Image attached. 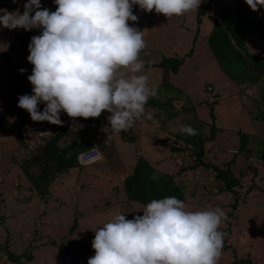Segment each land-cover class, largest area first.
<instances>
[{
  "label": "clouds",
  "instance_id": "1",
  "mask_svg": "<svg viewBox=\"0 0 264 264\" xmlns=\"http://www.w3.org/2000/svg\"><path fill=\"white\" fill-rule=\"evenodd\" d=\"M54 2V12L43 8L41 0H28L22 14L0 9L4 28L41 30L28 46L32 94L21 95L18 107L34 122L53 125L62 124V112L85 120L108 112L110 127L102 131L113 135L128 130L138 119L152 120L146 104L157 93L149 86L148 76L141 74L145 62L140 53L146 43L144 31L129 25L138 21L133 5L170 19L199 9L202 0ZM245 2L253 12L264 8V0ZM40 104L45 105L43 111L38 109ZM179 131L198 134L191 125H181ZM84 156L89 157V164L104 160L96 145ZM142 212L132 220L117 214L96 230L95 255L87 264H218L225 235L219 229L227 219L221 208L187 211L183 201L170 196L153 199Z\"/></svg>",
  "mask_w": 264,
  "mask_h": 264
},
{
  "label": "rangeland",
  "instance_id": "2",
  "mask_svg": "<svg viewBox=\"0 0 264 264\" xmlns=\"http://www.w3.org/2000/svg\"><path fill=\"white\" fill-rule=\"evenodd\" d=\"M22 1L24 0H21V2ZM224 1L223 4L226 5L234 2V0ZM204 3H206V1L202 0L200 7ZM138 8L139 5L137 9ZM199 9L186 14L184 29H182L180 27L182 16H173L169 19L163 14L155 13V10L149 13L147 11H141L139 8L140 15L143 14V17H145L143 19V31L146 43V47L140 53V59L145 62V69L141 74L148 76L149 86L155 88L157 93L154 97H151V100L149 99L146 104L147 106L150 104L149 108H152V110L158 111L161 109L169 114L171 111H174L176 107L179 108V106H177L178 103H181L185 107L193 105L191 101L195 102L196 100L197 103L202 101V99H205V96L201 97L202 92L211 99V94L213 93L208 89L209 86H207L208 84H205V82L210 79L213 80V78L221 79L218 75L221 73L219 68V72L214 75L217 71L216 67H218V63L211 53L207 38L204 36L202 37V35H198L197 37L196 53L198 64L194 68L192 66L186 68L187 76H182L184 80H182L180 76H176L173 80L170 78V80H164L167 72L157 66V63L163 58L168 56H186V53L194 47L192 38L196 35L195 32L198 27L196 25V15ZM133 14L136 15L135 13ZM137 14L139 15L138 11ZM207 15V24L204 30L213 24L210 19V15H213V13L209 11ZM192 21H195V24H193ZM150 23H152L151 27ZM129 25L137 28L136 22L129 21ZM193 25H195L196 29L191 28ZM1 28H3L2 25H0V32H2ZM210 29L212 30V28ZM210 29L207 31H210ZM186 31L192 32L191 39L186 36ZM200 31L203 33L202 29H200ZM27 32H31L33 36H38L37 29H33L32 31H26L24 29L8 31V33H10L9 38L12 42L8 49L10 50L12 45L17 42L20 45L16 48V52H19L25 59L30 54L28 46L31 42L29 40L27 41V39H29L27 38L29 36ZM24 39H26L25 46L22 45ZM185 45L189 46L186 47ZM7 69L8 67L4 65L1 70V75L3 74V70L5 71ZM223 85L225 86L227 84H223L222 81H220V83L218 82V85L216 84L215 86L216 91L223 92ZM174 87H177V89L181 87V90H177ZM0 91L1 96H3L2 93L4 90L0 88ZM228 91H230L229 88H227L223 92V95H221L222 97L220 96L219 98H221V100L224 98L230 100L229 98L238 95V93H235L233 96L229 95L226 98L225 93ZM7 93L4 95L7 96ZM9 94L10 102L5 100L6 103L8 102L7 109L4 112L5 114H2V109H0V119L4 118V115H7L10 116L9 121L18 122L26 112L18 107V98L21 95L28 94V92L25 88L20 89L19 85L15 83L14 88L11 89ZM239 95L241 96L240 100L237 98L234 101L231 100L229 105H224V107L221 108L219 119L221 122L223 121L222 126L233 125L232 123L238 126L235 123H239V121H243V119L246 120L247 118L249 120L248 115H246L242 107L248 109L249 114H251V120L260 118V112H258V110L261 109L263 111L264 104L258 103L260 99L258 87H250L248 84H245L241 86ZM170 100H173L174 105H176L175 107L169 102ZM203 104H205V102ZM207 106L210 108V104ZM241 113H244L245 116L241 115ZM109 114L110 113H108V115ZM198 117H200V112ZM205 117L208 119L207 114H205ZM28 119L30 120V118H27V120ZM193 119L194 121L197 120V118ZM149 121L150 120L147 122L151 123ZM194 121H188V123L184 121L181 125L192 124L191 126L193 128L200 130L202 123ZM136 123L135 121L133 128L137 126ZM255 124L262 127L256 130L255 134H250L253 139L252 144H250V149H252L250 150L252 152L251 157H255V153L257 154V152L261 157L264 152V125L259 122ZM240 131L249 134V131L245 128ZM234 132H231V134H229L230 136L228 135L230 138L229 140L233 138L232 135ZM161 134L164 133H160V135ZM167 134H169V132ZM222 134L226 133L224 132ZM72 135V137L75 136L74 131H72ZM108 137L105 136V133L99 135L100 140L104 138L108 139ZM25 139L28 141L33 140L30 134H27ZM17 140L18 138L15 134L8 135L0 133V247L4 246V243L8 241L10 250L18 255L23 253L25 249L32 250L35 260L25 264H73L70 260L73 253L74 255H80L93 250L92 241L95 238V231L111 221L115 215L125 214L126 218L129 220L134 219L136 215H143V206L128 202L123 192H121L118 187L115 186L113 189L108 185V188L106 180L100 179L97 181L101 189L99 193L92 191V194L86 196L87 192L81 193L79 190V185L82 182L78 179V182L75 181L72 184H68L67 180H64V183L61 181L60 184L57 183L54 185V188L56 186V190L60 189L58 190L59 193L63 192L65 194L60 201L56 199L53 204L51 203L53 197H48L47 199L48 202L50 201L48 207L51 209L56 208L54 218L56 222H58V225L51 224L49 219L43 220V217L36 218L39 217L43 211L42 206L45 204H43V202H45L44 199L36 194V192L30 191L32 185L20 169L12 170L9 168L12 157L19 153L18 150H20V145L17 143ZM98 146L101 151L104 153L106 152L105 146L101 144ZM235 147L230 145L226 146V148H219L217 151H219L220 154L217 156H213L209 152L207 156L210 157L207 159L211 163L214 162L221 167H226V162L233 157L232 153H234ZM135 149L136 146L133 143L115 140V145L111 147V150L114 151V156L112 155L113 157H110V160L104 163L102 168L103 171L105 170L104 173L108 172L109 175L116 173V171L122 167V162L130 157L132 151L134 152ZM146 156L155 160L161 157L157 149L146 151ZM237 158L241 159L239 162L235 163L237 167L233 168L235 171L234 174L236 177L239 176L240 179V184L235 188V190L241 194L240 203L246 204L247 192L252 188L250 192L256 193L257 198L261 200L263 208L260 211H255L253 208L256 207L254 203L257 198L251 199V202L248 203L250 205L247 207L241 205L242 210L238 214L239 218L236 217L235 223L234 221H229L230 217L235 215L232 213L234 210L231 207L234 196L233 194L229 197H227L228 195L224 196L221 199L224 201H220L218 198L214 199L218 195L220 181L217 179L215 180V177L213 178L215 172L211 169V171L208 169L204 171L203 166L198 167L196 169L200 170L199 172L202 173L201 175L194 173L185 174L180 179H177V184L185 193L184 203L187 211L208 210L219 207L225 212L227 219L223 221L219 230L225 234L224 241L229 245L230 251L221 255L218 264H232L234 256L239 260L249 261L246 264H264V160L259 162L260 168H257L251 166V162L245 154H238ZM96 165L97 164L93 166ZM254 169L257 170L256 173ZM81 172L84 173V170H81ZM210 172L211 174L205 175V173ZM66 175L70 178L68 180L69 182L80 177L77 172H73L72 170ZM80 179H82V177ZM241 182L247 183V187L245 186L242 188ZM254 185L256 187H254ZM67 188H72L73 192L77 191V194L75 195L73 192L67 190ZM8 193H10V196L5 200L3 196ZM69 193H73V195L69 196ZM55 198L60 197L55 195L54 199ZM227 198H229V200H227ZM229 201L231 202L228 203ZM6 204L9 205L7 209L4 208ZM244 210H246V213L250 210L251 214L246 215L243 212ZM82 215L87 217L83 218ZM73 217L80 218L78 222L79 228H77L75 232L71 231L73 227ZM36 247L39 250H37ZM59 257H62V259L59 260ZM0 264L13 263L7 262L6 256L0 251Z\"/></svg>",
  "mask_w": 264,
  "mask_h": 264
},
{
  "label": "trees",
  "instance_id": "3",
  "mask_svg": "<svg viewBox=\"0 0 264 264\" xmlns=\"http://www.w3.org/2000/svg\"><path fill=\"white\" fill-rule=\"evenodd\" d=\"M211 1H215L216 7H218L220 10V14L213 23L212 31L207 37V41L209 48L211 49L219 65V68L239 87L245 84H248L250 87L257 86L260 97L258 103L264 104V59L250 53L245 41L247 33L251 31L256 32L257 36L264 40V25L257 24L248 9L239 10L236 12H226L222 10L218 4L219 0ZM41 5L43 8H50L49 10L52 12H54L57 7L54 0H41ZM3 7L6 6L0 4V9ZM137 7L138 5H133V13H135L138 17L136 26L139 30H141V22L137 14ZM209 7L210 3L206 2L197 11L196 21L198 27L195 32L196 35L193 41L194 45L198 35L200 34V25L202 24L203 17L206 15ZM261 9L264 10V8ZM38 30L41 33V30ZM27 33L29 35L27 37L29 38L27 41H31L33 34L31 32ZM25 40L26 39L22 41V45L24 46L26 42ZM19 45L20 44L16 42V44L12 45L8 52L0 53V59L3 66H7L9 71H11L15 76L14 79H16V83L19 85V88H25L28 92V95H31L32 85L28 81L29 75L25 77L23 74H21L19 70L22 68L13 63L9 58L10 52L16 50ZM193 52L194 47L190 49L186 56H192ZM186 56L165 57L162 59V62L157 64V66L170 70L173 73H177L184 63ZM31 66L33 68V65ZM209 104L211 118L215 119L214 105L216 106L219 104V100L215 99ZM44 107V104H40L38 109L43 111ZM258 112H260V118L253 120L264 125V110L262 111L259 109ZM177 114L178 113L176 112H171L168 119L170 120L171 118L177 117ZM28 116L30 117L29 113L26 111L18 122H14L9 121L10 116L4 115V118L0 120V133L8 135L15 134L17 136V143L20 145V150H18L19 153L12 157L9 168L12 170L20 169V171L24 173L27 180L32 185L30 191L36 192L46 202L47 195L50 192V186L55 182L59 175L69 173V171L73 169H78L80 171L85 169V167L82 166L78 160L79 154L92 147L94 144L89 140H85L84 130H80L79 127L74 126L72 128H64L55 137L47 139L44 144L32 149L25 142V136L28 134L26 127V120ZM87 120L92 121L91 118ZM72 129L75 130L76 134L74 138L70 139L71 142H61L62 138L70 134ZM217 132L218 129L212 126L209 136L197 130L198 134L195 136L180 134L178 138L173 139L174 141L171 145V148L173 149L172 151L174 153V157L181 151L185 143L193 145L197 148L196 164L181 167L177 174H181L187 170L192 171L202 166L205 169H211L213 172H215V180L217 179L220 181L218 193L233 194L234 201L231 207L233 210H236L241 201V194L235 190V188L240 184V179L235 176L231 168L235 158L227 162L225 168H221L205 160V155L207 152L205 151L206 144L214 140ZM238 136L239 149L233 153L235 154L234 157H237L238 154L243 153L250 160L252 155V152L250 151L252 150L250 149V144H252L253 139L251 138L250 134H245L242 131L238 132ZM255 155V159L260 161L264 160V152L261 157L259 156L258 152L257 154L255 153ZM251 166L253 165L251 164ZM254 172L256 173L257 170L254 169ZM154 176L156 179H153ZM124 188L126 200L134 204H140L144 208L153 199H162L170 196H175L181 201L185 202V193L183 189L176 183L174 174L162 173L161 171L152 167V165L142 157L138 158L133 172L125 178ZM251 189L252 188L249 190L247 189L248 194ZM77 226L78 217H75L71 231H74ZM9 247L8 241L4 243V246L0 247V251L6 256L7 262L13 264H25L35 260L32 250L25 249L23 253L18 255L11 251ZM229 251V245L223 241L222 254ZM94 255L95 252L93 249L76 257V262L78 264H87L88 259ZM248 262L249 261L247 260H239L236 256H234V261L232 264H246Z\"/></svg>",
  "mask_w": 264,
  "mask_h": 264
},
{
  "label": "crops",
  "instance_id": "4",
  "mask_svg": "<svg viewBox=\"0 0 264 264\" xmlns=\"http://www.w3.org/2000/svg\"><path fill=\"white\" fill-rule=\"evenodd\" d=\"M204 1H206L207 3H210V7H209L207 13L209 11L213 13V15H210V19L212 20V23H214V21L219 17L220 10L218 7H216L215 1H211V0H204ZM27 2H28V0H24L22 2H21V0H17L16 3H14L13 0H0V4L6 6V7H3L1 9H7L9 12H16L17 10H19L20 13H23V11H24L23 5ZM224 2H225L224 0H221V1L219 0V2H218V4L220 5L222 10H224L226 12H236L235 10L239 11V10H247L248 9L249 12L252 14L253 18L255 19V21L257 22V24L264 25V10H262L261 8H260L259 12H253L251 10V8L246 4L245 0H234V2H231L227 5L223 4ZM229 9H235V10H229ZM137 11L139 13L138 16H139V20L141 22V31H143L144 30L143 19L145 17H143V14L140 15L139 8L137 9ZM207 13L203 17L202 24L200 25V29H202L203 33L200 31V34H199V35H202V37L204 36L206 38L210 35V33L212 31L210 28H212V26H213V24H212V26H209V27H207V29L204 30V28L207 24V21H206L207 20L206 16H208ZM186 14L182 16L181 21L182 20L183 21L182 22L180 21V27L182 29H184ZM0 15H2V13H0ZM147 18H149V17H147ZM192 23L195 24V21H192ZM196 25H197V21H196ZM151 26H152V23H150V27ZM191 28L196 29L195 25H193V27H191ZM209 29H210V31H207ZM1 31L2 32H0V46H1L0 53L8 52L9 51L8 48L11 46V43H12L11 39L9 38V36H10V33H8L9 29H6L3 27V28H1ZM37 31H38V35H40L41 33L39 32L38 29H37ZM185 34L188 38L191 39V36H192L191 31H186ZM194 39H195V36H194V38H192V41H194ZM245 41H246L248 51L250 53L257 55L259 57H262L264 59V40L260 39L257 36L256 32H254V31L248 32L246 37H245ZM197 42H198V40H196V42H195V45H194L195 50H194L192 56L185 58L184 63L182 64V66L180 67V69L177 73H173L170 70L161 68L162 70H165L167 72L166 76L164 77V80H170V79L173 80V78H175L176 76H180V78L182 80H184L182 76H184V77L187 76L186 68L191 67V66L194 68L197 66V64H198L197 53H196ZM185 46L187 47L189 45H185ZM16 51L17 50H13L10 52L12 54V55L10 54V56H9L10 59L12 60L13 63L17 64L18 66H20L21 68L26 70L23 73V75L25 77L28 75H31L33 68L29 64L27 57L25 59L24 56H22L19 52H16ZM189 51L187 53H189ZM187 53H186V55H187ZM211 53H212V51H211ZM212 55H213V53H212ZM11 56H12V58H11ZM179 57H185V56H179ZM160 62H162V60L159 61L158 63H160ZM2 67H3V64H2V61L0 59V88H2L4 90L2 93L3 96H1V94H0V109H2L1 110L2 114H5L4 112L7 109V103H8V102L6 103L5 100L10 102L9 92L11 91V89L14 88V85L16 83V79H14L15 76L8 69L5 71L3 70V74L1 75ZM218 68H219V65H218V67H216L217 71L214 73V75L219 72L218 70L220 68L219 69ZM220 72L221 73L218 75L221 79H219V78L214 79L213 78V80L210 79V80H207L205 82V84H208L207 86H211L213 88V90H212L213 94H211L212 95L211 99L208 95L206 96L202 92L201 97L205 96V99L201 98L202 101H200L198 103L196 102V100H195V102L191 101L193 105L185 106V107L181 103H178L177 106H179V108L176 107L177 109L175 108L174 111H171V112L178 113L177 117L171 118L170 120L168 119V117L170 116L171 112L168 114V112L165 113L161 109H159L158 111L152 110V108H149V105H150L149 104L148 106L146 105V114L150 113L152 115V117L154 118V119L149 121L151 123H148L147 119L141 118V119L136 120L137 126H135L134 128L132 126L128 130L122 131L118 135H113L111 133H109V134L105 133L106 137L109 136L108 139L107 138L101 139L97 144V146L99 144H101L102 146H105L106 152L104 153L103 151H101L104 154V160L102 162L98 163L96 166L92 165L91 167H85V169H83L84 173H82L78 169H73L72 171L77 172L80 177L74 179L72 182L68 181L70 178L66 174H69V173L59 175V177L55 180V182L50 186V192L47 195L46 202H43V204L44 203L45 204L42 206L43 211H42L41 215L39 217H36V218H42L43 217V220L49 219V222H51V224H57L58 225V222H56V220L54 218L55 217L54 213L56 212V208L51 209L50 207H48V204L50 201L48 202L47 199H48V197H53V201L51 203L54 204L56 199L58 201H60V199L63 198V195H65V194L63 192L59 193L58 190H60V189L56 190V186L54 188V185L57 183L60 184L61 181H63V183H64V180H67L68 184H72L75 181L78 182V179H79L82 182L79 185V190L81 191V193L87 192L86 196H88V195L93 193L92 191L99 193V190H101V189L99 188L97 181L100 179H102V180L104 179L107 182V186L109 185V186H111V188H113L115 186L118 187L120 189V191L123 192L124 196L126 197L125 188H124V180L129 174H131L133 172L135 165H136V162H137L139 157L146 159L152 165V167L161 171L162 173L174 174L176 183H177V179H180L182 176H184L185 174H188V173H194V174H200L201 175L202 173L199 172L200 171L199 169H194L192 171L187 170L185 172H182L181 174H177V172L180 170V168L176 165V163L174 161V158H173L174 153L172 151L173 149L171 148V145L174 141L173 139L178 138V136L181 134L179 131V128H180L182 122H184V121L186 123H188V121L189 122L194 121L193 118H195V119L197 118V120H195V121L202 123L199 132H202L207 136L210 135L212 126H214L218 129V132L216 133L214 140L211 142H208L206 144V147H205V151H207L206 155H205L206 161L209 162V160L207 159L208 157H210V156H207L209 152L213 156H217L218 154H220V152L217 151L219 148H226V146L232 145V147L236 146L234 148V152H235V150H238L239 149L238 132H240V130H243V128H245L247 131H249V134L253 135V134H255V131L258 130L259 128L261 129L262 126L259 127L257 124H255L256 121H253V119L252 120L250 119L251 114H249L248 109H245L244 107H242V108L245 110L246 115H248L249 120L247 118L246 120L243 119V121L242 120L239 121V123H235L238 126H235L234 123H232L233 125H229V126L225 125V127L222 126L223 121L221 122L219 119V117L221 115V108L224 107V105L225 106L229 105L231 100L234 101L236 98L238 100L241 99V96L239 95V93L241 92V87L236 86L237 84L235 82L231 81L221 71V69H220ZM220 81H222L223 84H227L225 86L223 85V87H222L223 92L227 88L230 89V91L225 93L226 98L229 95L233 96L235 93H238V95L237 96L234 95V97L229 98L230 100H227L225 98L221 100V98H219V97L221 95H223V92L216 91V88H215L216 84L218 85V82L220 83ZM159 82H160V80H159ZM231 84H233V85H231ZM204 85H203V88H204ZM174 88L177 89V87H174ZM177 90H181V87H179V89H177ZM0 93H1V91H0ZM6 93H7V96L4 95ZM149 99L151 100V98H149ZM215 99L219 100V104L214 106L215 119H212L211 115H210V108L207 105H209V103L213 102ZM169 102H171V104L174 107L176 106V105H174L173 100H170ZM204 102L207 105L203 104ZM161 104H163V103H161ZM241 111H243V110H241ZM185 112H186V114H185ZM199 112H200V117H198ZM216 113H217V116H216ZM205 114H207L208 119H206ZM107 115H108V112H103L99 118H95V119L91 118L92 121H88V120H85L83 118H79V119H81L85 122H88L90 124H93L95 126H101L104 128L105 126L110 127L108 125V120H107V117L110 114L108 116ZM241 115H244V113H241ZM28 118H30V120L28 119L26 121V125L33 123V120L31 119V117H28ZM72 131H74V134H76L75 130L72 129L70 131V134H68L62 138L61 142H63V143L64 142L65 143L71 142L70 139L74 138V137H72L73 136ZM166 132L167 133L169 132V134H167ZM224 132L226 134H222ZM231 132H234L235 134L233 133V135H232L233 138L231 140H229L230 138L228 137V135L231 134ZM160 133H164V134L160 135ZM165 134H167L168 136ZM115 140L133 143L136 146V149L134 150V152L132 151L130 157L126 158V160H124V162H122V167L120 169H118L116 171V173L109 175L108 172L104 173L105 170L103 171L102 168L104 166V163L107 162L108 160H110V157L112 158L114 156V151L111 150V147L115 145ZM155 149H157L159 151V154L161 156L159 159L155 160L153 158H149L146 156V151H152ZM232 155H233V157L229 161H231L233 158H235L233 164L231 165L232 171L235 172L234 168L237 167L235 165V163L239 162L241 158L234 157L235 154H233V153H232ZM229 161H227V162H229ZM212 164L217 165V163H214V162H212ZM251 164H253V166H255L257 168H260L259 167L260 163H258L257 161H251ZM217 166L221 167L220 165H217ZM221 168H225V167H221ZM205 170H207V169L204 168V171ZM209 171H211V170L209 169ZM209 174H211V172L205 173V175H209ZM81 177H82V179H80ZM214 177H215V174H213V178ZM238 178H239V176H238ZM241 185H242L241 187L244 188L245 186H247V183H242ZM109 186H108V188H109ZM254 187H256V186L254 185ZM67 190L73 192L72 188H67ZM9 191L11 193L10 189H9ZM76 192H73V193L76 195L77 194ZM10 193H8L7 195H4V196L1 195V196H3L5 200H7V198L10 196ZM73 193H69V196H72ZM55 195L59 196L60 198L54 199ZM224 196L229 197V196H231V193H229V194L228 193H218V195L214 199L218 198L220 201H224V200H221ZM255 198H257L256 193L250 192L247 195V199L245 201L246 204L239 203L240 207L238 206V208L232 212L235 215L231 216L229 221L230 222L234 221V223H235L236 217H238V214L242 210L241 205H243L244 207H247L248 205H250L248 203L251 202V199L253 200ZM227 200H229V198H227ZM230 202L231 201H229L228 203H230ZM255 204H256V207L253 208L255 211H260L263 208L261 200H259L258 198H257V200H255L254 205ZM3 206H4V203H3ZM5 206H6V207H4L5 209H7V207H9V205H7V204ZM50 206H51V204H50ZM134 206H138V205H134ZM26 211H28V210H26ZM243 212L246 215L251 214L250 210H248L247 213H246V210H244ZM85 217H87V216H83V218H85ZM74 219H75V217H73V219H72L73 224H74ZM79 220H80V218H78V222H79ZM77 228H79V227L77 226L76 229ZM76 229L72 232H75ZM37 250H39V249H37ZM80 255H82V254H80ZM80 255H78V254L74 255V253H73L72 258L70 259L73 264H78L76 262V257H78ZM61 259H62V257L61 258L59 257V260H61Z\"/></svg>",
  "mask_w": 264,
  "mask_h": 264
},
{
  "label": "built area",
  "instance_id": "5",
  "mask_svg": "<svg viewBox=\"0 0 264 264\" xmlns=\"http://www.w3.org/2000/svg\"><path fill=\"white\" fill-rule=\"evenodd\" d=\"M210 91L213 90L211 86L208 87ZM60 118L62 121L61 125H53L48 122H33L31 124L26 125L27 127V133L28 135L33 138L32 141H28L25 139L26 144L34 149L35 147L44 144L47 139L55 137L58 133H60L64 128H72L74 126L79 127L80 130L85 131L84 138L85 140L91 141L94 145L97 146L100 138L99 135L101 133H105L102 131L103 127L101 126H95L93 124H90L88 122H85L79 118L72 119L68 117L66 113H61ZM98 134V135H97ZM101 151V150H100ZM88 149L83 151L82 153H87ZM79 154L78 160L82 166L88 167L92 166L98 163H87V160L89 159L88 156L81 157V154ZM197 160V148L193 145L186 144L181 149L179 153H177L174 157V161L176 165L181 168L183 166H191L193 164H196ZM250 161H257L258 163L260 160L255 159L253 157L250 158Z\"/></svg>",
  "mask_w": 264,
  "mask_h": 264
}]
</instances>
